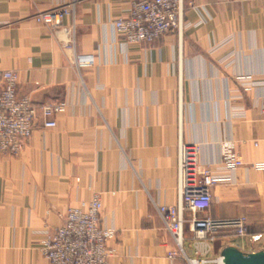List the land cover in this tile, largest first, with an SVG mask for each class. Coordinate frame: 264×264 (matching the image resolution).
I'll return each mask as SVG.
<instances>
[{"label":"crops","instance_id":"crops-1","mask_svg":"<svg viewBox=\"0 0 264 264\" xmlns=\"http://www.w3.org/2000/svg\"><path fill=\"white\" fill-rule=\"evenodd\" d=\"M133 0H0L1 74L17 75V93L33 104L63 103L55 127L40 122L19 156H0V264H47L49 232L69 207L101 199L100 224L113 231L108 264H186L164 230L158 206H177L179 145L195 144L216 178L197 218L245 217L248 235L225 231L208 264L227 247L264 252V0H183L182 34L125 46L113 22ZM76 25L64 47L33 17L69 6ZM94 64L79 73L77 55ZM243 165L227 171L223 144ZM183 252L194 250L185 213Z\"/></svg>","mask_w":264,"mask_h":264},{"label":"built area","instance_id":"built-area-1","mask_svg":"<svg viewBox=\"0 0 264 264\" xmlns=\"http://www.w3.org/2000/svg\"><path fill=\"white\" fill-rule=\"evenodd\" d=\"M69 6H60L36 14L33 18L47 26L64 47L74 46L76 25L63 24V17L70 11ZM184 12L183 0H133L124 17L113 22V27L125 46L150 45L166 35L182 34ZM91 55H77L71 65L79 73L91 68ZM65 110L63 103L33 104L27 96L17 93V75L13 71L1 74L0 85V156H19L29 141L34 127L40 122L44 129L54 128V118ZM199 148L195 144L179 145V196L177 206H158L157 213L164 230L175 243L176 252L168 253V258L181 256L186 264H208L205 255L210 245L222 232L233 236L248 235L247 220L239 217L215 220L208 217L197 218L196 213L207 210L211 203V189L229 178H216L206 165L198 161ZM221 164L227 171H235L243 165V160L233 150L232 144H223ZM252 169L264 172V163L251 165ZM101 199L94 194L83 207H69L64 223L53 228L42 247L47 264H108L111 251L107 241L113 231L100 224ZM191 214L189 228L194 234L193 247L198 252V243L204 242L206 250L200 257L188 258L183 252L184 214ZM238 250V249H237ZM246 255V254H245ZM217 264H224L219 257Z\"/></svg>","mask_w":264,"mask_h":264},{"label":"water","instance_id":"water-1","mask_svg":"<svg viewBox=\"0 0 264 264\" xmlns=\"http://www.w3.org/2000/svg\"><path fill=\"white\" fill-rule=\"evenodd\" d=\"M224 264H264V252L243 254L233 247H227L222 252Z\"/></svg>","mask_w":264,"mask_h":264},{"label":"rangeland","instance_id":"rangeland-1","mask_svg":"<svg viewBox=\"0 0 264 264\" xmlns=\"http://www.w3.org/2000/svg\"><path fill=\"white\" fill-rule=\"evenodd\" d=\"M66 213V212H65ZM64 218H65V214H64ZM64 223V222H63Z\"/></svg>","mask_w":264,"mask_h":264}]
</instances>
